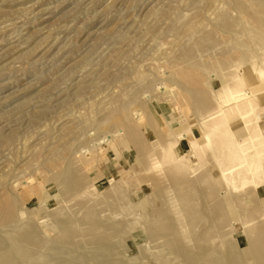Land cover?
Wrapping results in <instances>:
<instances>
[{
	"label": "rangeland",
	"instance_id": "374dc122",
	"mask_svg": "<svg viewBox=\"0 0 264 264\" xmlns=\"http://www.w3.org/2000/svg\"><path fill=\"white\" fill-rule=\"evenodd\" d=\"M0 264H264V0H0Z\"/></svg>",
	"mask_w": 264,
	"mask_h": 264
},
{
	"label": "bare ground",
	"instance_id": "6f19581e",
	"mask_svg": "<svg viewBox=\"0 0 264 264\" xmlns=\"http://www.w3.org/2000/svg\"><path fill=\"white\" fill-rule=\"evenodd\" d=\"M259 73V74H258ZM257 74H258V76H261L262 74H263V71H260V72H258ZM234 106H235V104H234ZM206 119H209V116H208V118H206Z\"/></svg>",
	"mask_w": 264,
	"mask_h": 264
}]
</instances>
